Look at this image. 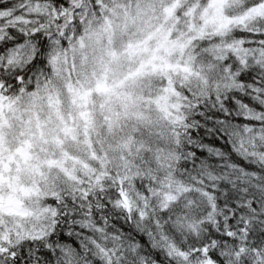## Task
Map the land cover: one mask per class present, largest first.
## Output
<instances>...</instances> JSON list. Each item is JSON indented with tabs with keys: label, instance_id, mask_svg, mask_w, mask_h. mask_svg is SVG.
<instances>
[{
	"label": "snow or ice",
	"instance_id": "obj_1",
	"mask_svg": "<svg viewBox=\"0 0 264 264\" xmlns=\"http://www.w3.org/2000/svg\"><path fill=\"white\" fill-rule=\"evenodd\" d=\"M0 264H264V0H0Z\"/></svg>",
	"mask_w": 264,
	"mask_h": 264
}]
</instances>
